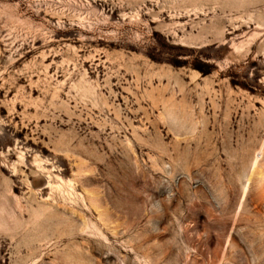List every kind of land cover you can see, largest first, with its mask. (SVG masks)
Segmentation results:
<instances>
[{
    "label": "rangeland",
    "instance_id": "obj_1",
    "mask_svg": "<svg viewBox=\"0 0 264 264\" xmlns=\"http://www.w3.org/2000/svg\"><path fill=\"white\" fill-rule=\"evenodd\" d=\"M0 264H264V0H0Z\"/></svg>",
    "mask_w": 264,
    "mask_h": 264
},
{
    "label": "bare ground",
    "instance_id": "obj_2",
    "mask_svg": "<svg viewBox=\"0 0 264 264\" xmlns=\"http://www.w3.org/2000/svg\"><path fill=\"white\" fill-rule=\"evenodd\" d=\"M259 152H260V151H259ZM256 159H257V158H256ZM256 161H257V160H256ZM256 161H255V162H256ZM245 192H246V191H245Z\"/></svg>",
    "mask_w": 264,
    "mask_h": 264
}]
</instances>
